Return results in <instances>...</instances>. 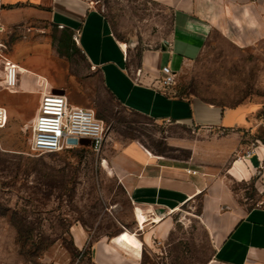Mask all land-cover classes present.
<instances>
[{"label":"rangeland","instance_id":"obj_1","mask_svg":"<svg viewBox=\"0 0 264 264\" xmlns=\"http://www.w3.org/2000/svg\"><path fill=\"white\" fill-rule=\"evenodd\" d=\"M93 2L137 59L144 50L160 47L172 32L173 8L163 2ZM5 3L0 0V105L7 107L9 116L0 128V264H96L92 248L97 239L121 231L122 238L130 235L127 229L136 226L137 216L113 166L117 145L140 141L146 149L175 159L190 157L192 149L185 145L189 141H201L198 156L209 148L215 154L233 146L225 168L245 160L251 148H264V45L240 47L215 31L201 55L181 68L177 93L253 108L245 128L195 131L126 110L105 89L73 33L52 21L50 8ZM12 61L42 74L54 88L64 90L72 103L93 109L105 123L102 149L82 144L60 152H32L30 124L40 101L39 86L36 75L19 72L18 90H24L22 80L26 79L25 87L33 84L36 93L5 89ZM261 175L259 169L256 179ZM232 186L247 209L264 202L255 178L232 182ZM202 202L198 196L175 214L172 231L146 253L145 263L217 264L212 262L214 237L201 219ZM155 217L144 213L140 220H161ZM79 232L85 236L81 247L76 238Z\"/></svg>","mask_w":264,"mask_h":264},{"label":"crops","instance_id":"obj_2","mask_svg":"<svg viewBox=\"0 0 264 264\" xmlns=\"http://www.w3.org/2000/svg\"><path fill=\"white\" fill-rule=\"evenodd\" d=\"M157 1L173 8L172 32L160 47L144 50L139 59L129 45L115 36L110 21L93 0H6V3L50 8L52 21L71 31L74 40L77 37V45L99 71L105 89L126 110L156 123L195 131L245 128L253 108L229 107L196 95H181L176 92V80L167 89L160 80L164 65H170L177 77L186 63L201 55L215 31L240 47L264 45V0ZM12 64L26 76L36 75V82L49 84L42 74L17 62ZM25 80L23 91L10 92L36 93L33 84L31 88L25 87ZM200 143L198 140L185 144L192 149L188 159H175L148 148L153 154L140 141L117 145L113 166L133 203L135 219L137 216L140 223H146L140 220L145 213L148 218L159 215L161 220L149 219L142 226L136 219V226L127 229L128 237L122 238L121 231L119 235L97 239L92 248L96 264H147L146 253L156 249L157 240L170 234L175 214L198 196L203 197L201 219L215 240L212 262L264 264V202L247 209L232 186V182L255 178V186L264 198V148L258 147L257 154L238 159L225 168L233 146L215 154L209 148L198 156ZM259 169L262 175L256 179ZM76 238L83 246L84 234L79 232Z\"/></svg>","mask_w":264,"mask_h":264},{"label":"built area","instance_id":"obj_3","mask_svg":"<svg viewBox=\"0 0 264 264\" xmlns=\"http://www.w3.org/2000/svg\"><path fill=\"white\" fill-rule=\"evenodd\" d=\"M75 40L78 41L76 36ZM13 65L8 64L10 76L6 75L4 80V88L9 91L17 90L19 86V71L14 70L12 75ZM162 73L160 83L167 89L175 83L176 72L170 65H164ZM38 86L40 101L30 124L31 151L60 152L82 145L80 141L83 138L90 140L89 145L94 150H101L106 140L104 120L93 109L72 104L65 92L56 91L52 85L42 81ZM8 116L7 107L0 105V128L7 124ZM257 149L253 147L248 150L244 158L257 154Z\"/></svg>","mask_w":264,"mask_h":264},{"label":"bare ground","instance_id":"obj_4","mask_svg":"<svg viewBox=\"0 0 264 264\" xmlns=\"http://www.w3.org/2000/svg\"><path fill=\"white\" fill-rule=\"evenodd\" d=\"M10 64H12V63H10ZM15 68H16V69H15ZM17 69H18V68H17L15 65H13V67H12V75H13V71H14V70L17 71ZM7 70H8L7 75L10 76V73H9L10 67H8ZM155 219H156V220H159V219H161V217H160L159 215H156Z\"/></svg>","mask_w":264,"mask_h":264},{"label":"water","instance_id":"obj_5","mask_svg":"<svg viewBox=\"0 0 264 264\" xmlns=\"http://www.w3.org/2000/svg\"><path fill=\"white\" fill-rule=\"evenodd\" d=\"M165 42H166V41H165ZM56 91L64 92V90H62V89H56ZM80 142H81L82 144H87V145L90 144V140L87 139V138H83V139H81Z\"/></svg>","mask_w":264,"mask_h":264},{"label":"trees","instance_id":"obj_6","mask_svg":"<svg viewBox=\"0 0 264 264\" xmlns=\"http://www.w3.org/2000/svg\"><path fill=\"white\" fill-rule=\"evenodd\" d=\"M71 32V31H70ZM70 35H72V33L70 34ZM70 149V148H69Z\"/></svg>","mask_w":264,"mask_h":264}]
</instances>
